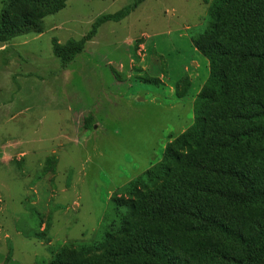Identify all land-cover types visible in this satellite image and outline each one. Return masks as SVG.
<instances>
[{"label": "rangeland", "instance_id": "374dc122", "mask_svg": "<svg viewBox=\"0 0 264 264\" xmlns=\"http://www.w3.org/2000/svg\"><path fill=\"white\" fill-rule=\"evenodd\" d=\"M136 1L67 0L42 34L0 42V264H47L70 241L100 240L112 197L193 124L210 74L191 42L205 0H140L67 66L54 53Z\"/></svg>", "mask_w": 264, "mask_h": 264}, {"label": "trees", "instance_id": "16d2710c", "mask_svg": "<svg viewBox=\"0 0 264 264\" xmlns=\"http://www.w3.org/2000/svg\"><path fill=\"white\" fill-rule=\"evenodd\" d=\"M205 1V28L191 42L210 74L193 124L112 197L100 240L70 241L47 264H264V0ZM138 2L98 17L79 41L55 43L56 57L67 66L102 23L121 21ZM66 4L3 0L0 42L42 34L44 19ZM191 84L176 83L177 96Z\"/></svg>", "mask_w": 264, "mask_h": 264}, {"label": "water", "instance_id": "95a60500", "mask_svg": "<svg viewBox=\"0 0 264 264\" xmlns=\"http://www.w3.org/2000/svg\"><path fill=\"white\" fill-rule=\"evenodd\" d=\"M1 44H4V43H1ZM1 46V45H0Z\"/></svg>", "mask_w": 264, "mask_h": 264}, {"label": "crops", "instance_id": "0c3cea01", "mask_svg": "<svg viewBox=\"0 0 264 264\" xmlns=\"http://www.w3.org/2000/svg\"><path fill=\"white\" fill-rule=\"evenodd\" d=\"M6 46V45H5ZM144 48H145V46H144Z\"/></svg>", "mask_w": 264, "mask_h": 264}]
</instances>
